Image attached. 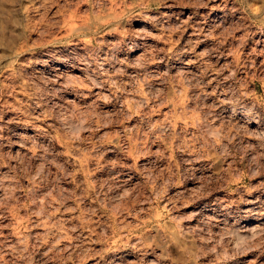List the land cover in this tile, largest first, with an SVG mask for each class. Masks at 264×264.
Segmentation results:
<instances>
[{"label": "rangeland", "instance_id": "rangeland-1", "mask_svg": "<svg viewBox=\"0 0 264 264\" xmlns=\"http://www.w3.org/2000/svg\"><path fill=\"white\" fill-rule=\"evenodd\" d=\"M0 264H264V0H0Z\"/></svg>", "mask_w": 264, "mask_h": 264}]
</instances>
